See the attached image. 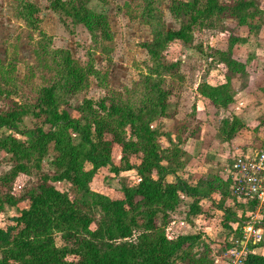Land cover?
<instances>
[{
  "label": "trees",
  "instance_id": "16d2710c",
  "mask_svg": "<svg viewBox=\"0 0 264 264\" xmlns=\"http://www.w3.org/2000/svg\"><path fill=\"white\" fill-rule=\"evenodd\" d=\"M89 3L50 0L52 10L89 32L94 48L85 66L68 50L52 47L35 2L17 0L15 5L17 18L46 41L42 51L47 82L24 88L25 100L15 98L24 83L13 78L16 60L7 65L0 60V98L10 103L0 113V153L9 155L13 164L0 176V215L7 205L29 202L6 226L0 225V264H215L208 246L199 255L194 252L200 233H170L171 213L185 197L193 199L194 211L205 198L224 211L225 225L231 228L232 222L241 224L247 218V211L239 216L244 204L227 203L230 183L218 172L196 184L180 174L184 167L182 139L159 127L184 82L181 60H171L170 51L177 44L191 46L196 31H229L228 19L258 29L264 24V8L258 0H171L169 12L180 21V27L169 29L161 1L143 0L141 17L152 31V39L143 43L147 71L137 91L126 96L110 87L107 74L95 64L94 51L112 39V31L108 15ZM238 42V36L230 35L226 48L211 47L212 61L227 69L226 82H203L198 87L216 110L234 102L232 76L246 72L245 63L234 58ZM37 74L34 66L29 67L27 80L36 79ZM92 78L107 95L99 100L87 98L73 107L68 98L88 89ZM29 96L32 99L26 101ZM30 116L32 120L27 122ZM242 127L237 118H227L219 130L230 141ZM189 129L188 124L182 126V131ZM199 132L197 126L190 135L198 138ZM163 136L167 144L161 140ZM116 145L122 149L121 168L113 161ZM49 156L55 169L52 175L42 170V162ZM132 156L138 162H130ZM108 166L116 172L134 169L138 184L123 186L117 197L94 191L95 176ZM35 169L37 181L30 178L16 192L18 178L31 176ZM171 176L175 179L169 180ZM58 182L71 184L78 197L72 198ZM218 191L222 196L217 203L213 195ZM57 235L63 246L57 244ZM244 264H264V254L251 252Z\"/></svg>",
  "mask_w": 264,
  "mask_h": 264
},
{
  "label": "rangeland",
  "instance_id": "374dc122",
  "mask_svg": "<svg viewBox=\"0 0 264 264\" xmlns=\"http://www.w3.org/2000/svg\"><path fill=\"white\" fill-rule=\"evenodd\" d=\"M32 1L40 7L41 26L51 36L52 47L68 50L81 65H87L90 60L89 52L94 48L87 29L83 25H73L63 13L52 10L50 0ZM160 1L165 25L169 29H178L180 21L169 12L171 0ZM258 1L264 8V0ZM16 4L17 0H0V60L6 65L13 64V60H16L13 78L24 83L16 92L18 94L15 93L13 97L25 100L24 97L27 96L24 88L29 90L33 83L47 82L44 78L46 72L42 51L46 41L37 32L32 31L23 20L17 18ZM142 4L143 0H90L89 3L93 9L108 15L112 31V39L94 51L95 64L98 69L107 74L110 87L126 96L133 95L137 91L142 75L147 71L148 54L143 43L152 39V31L141 17ZM225 25L229 29L225 33L217 29L199 30L194 33L191 46L177 44L170 51L171 60H181L184 82L179 96L172 99L167 116L159 121V127L170 133L173 138L179 136L182 139L184 167L180 170V174L192 184L216 172L225 176L228 158L234 156L237 147L254 148L264 144V125L262 124L264 24L258 29H249L240 26L236 20L228 19L225 20ZM230 35L240 38V42L235 46V58L243 60L249 67L246 73L232 76L234 102L226 109L216 110L208 99H204L199 94L198 87L210 80V75L218 77V80L211 79V83H221L226 80V68L223 65L217 66L212 61L211 47L226 48ZM31 66L37 69V78L27 80L26 76ZM11 86L14 87L13 83ZM106 95L107 91L92 78L91 86L70 96L68 102L76 107L87 98L99 100ZM31 99L32 96H29L26 101ZM9 107V101L0 98V113ZM74 114L78 115V112L74 111ZM31 118L30 116L25 120L31 122ZM227 118L230 120L237 118L243 123V127L230 141H225L219 130L222 120ZM185 124L189 125L188 131H182V126ZM197 126L200 128L198 138L190 135L192 129ZM161 140L165 144L168 143L166 136H163ZM121 157L122 149L116 145L113 161L119 168L123 167ZM51 160L52 156L44 159L42 170L52 175L55 169ZM130 162H138V158L132 156ZM12 165L9 155L0 153V176L9 171ZM37 177L36 169L32 171L31 176L21 175L15 186L16 192H21L30 178L36 182ZM170 178L175 179L174 176ZM137 184L138 175L134 169H121L116 172L108 166L102 168L95 176L92 187L96 192L117 197L123 186ZM57 185L72 198L78 197L76 188L71 184L58 182ZM221 196L220 191L213 195L217 203L220 202ZM228 198L231 196L229 195ZM193 202V199L185 197L171 213L172 222L168 227L170 233H187L186 227H188V232L190 230L200 232L202 236L200 243L194 249L196 255L204 252L206 246L210 248L212 254L221 253L224 249L223 241L230 236L232 229L225 225L224 211L205 198L200 199L198 206L196 205L197 211H194L191 207ZM232 202L233 199L227 200V203ZM28 206L27 201H20L17 206L7 205L0 215V225L6 226L11 222L12 217L19 215L20 211ZM232 226L238 225L232 222ZM238 233L237 236L241 237ZM56 240L59 246L64 245L60 235H57ZM254 251L264 254V240L255 247Z\"/></svg>",
  "mask_w": 264,
  "mask_h": 264
},
{
  "label": "built area",
  "instance_id": "2783aa9c",
  "mask_svg": "<svg viewBox=\"0 0 264 264\" xmlns=\"http://www.w3.org/2000/svg\"><path fill=\"white\" fill-rule=\"evenodd\" d=\"M228 159L226 174L220 175L230 183L229 199L233 202L229 205L244 204L239 216L246 210L247 218L241 224L236 223L235 233L223 241L224 249L217 259L221 264H244L253 247L264 240V144L254 148L237 147L234 156Z\"/></svg>",
  "mask_w": 264,
  "mask_h": 264
},
{
  "label": "crops",
  "instance_id": "0c3cea01",
  "mask_svg": "<svg viewBox=\"0 0 264 264\" xmlns=\"http://www.w3.org/2000/svg\"><path fill=\"white\" fill-rule=\"evenodd\" d=\"M236 46V45H235ZM234 58H235V48H234ZM236 60H239V59H237V58H235ZM239 61H241V62H243V60H239ZM243 63H245V62H243ZM245 65H246V71H248V68L247 67H249L248 65H247V63H245ZM226 72H227V69L225 70ZM246 73V72H245ZM242 74H244V73H242ZM237 75H240V74H236V76ZM215 76V77H214ZM226 76H227V74H226ZM235 76V75H234ZM233 76V77H234ZM209 78H210V80H207L206 82H208V83H210V84H221V83H224V82H226V80L224 81V82H221V83H211V79H213V81L216 79V80H218V77H217V75H210L209 76ZM225 79H227V77H225ZM204 98V97H203ZM204 99H206V98H204ZM173 177V176H172ZM169 180H174V179H172V178H170L169 177ZM173 223H175V221H173ZM187 226V225H186ZM232 229H231V232H230V236L229 237H227V238H230L231 236H232V234L233 233H235V230H234V228H235V226H232L231 227ZM188 230H189V228L188 227H186V234H192V233H197V232H191V230H190V232H188ZM239 232H240V230H239ZM180 233V232H179ZM198 233H200V232H198ZM201 234V233H200ZM255 247H258V245L257 246H255ZM255 247H253V252L254 253H257V251H254L255 250ZM219 254L220 253H218V254H215L214 253V259H215V264H221L220 263V261L217 259V256H219Z\"/></svg>",
  "mask_w": 264,
  "mask_h": 264
}]
</instances>
